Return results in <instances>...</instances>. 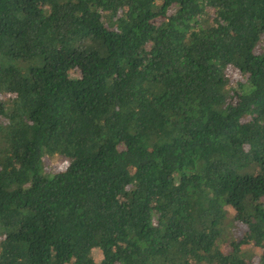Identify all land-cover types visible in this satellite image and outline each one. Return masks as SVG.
<instances>
[{"label": "trees", "instance_id": "trees-1", "mask_svg": "<svg viewBox=\"0 0 264 264\" xmlns=\"http://www.w3.org/2000/svg\"><path fill=\"white\" fill-rule=\"evenodd\" d=\"M1 235L0 264H264V0H0Z\"/></svg>", "mask_w": 264, "mask_h": 264}, {"label": "rangeland", "instance_id": "rangeland-1", "mask_svg": "<svg viewBox=\"0 0 264 264\" xmlns=\"http://www.w3.org/2000/svg\"><path fill=\"white\" fill-rule=\"evenodd\" d=\"M230 74L233 76L235 80H238L240 78L239 73L236 71L235 72L231 71ZM45 165H46L45 171L50 173L52 171H56V172L64 171L67 168L68 163L64 159L56 156L53 158H47ZM2 236L3 235H1L0 237ZM93 255L96 261H100L102 258L101 252L99 250H95ZM254 262L255 263L257 262V258L254 259Z\"/></svg>", "mask_w": 264, "mask_h": 264}]
</instances>
